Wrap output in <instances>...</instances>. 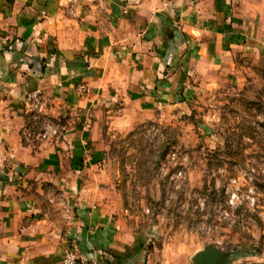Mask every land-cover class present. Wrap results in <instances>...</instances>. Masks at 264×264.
Listing matches in <instances>:
<instances>
[{
	"label": "crops",
	"instance_id": "0c3cea01",
	"mask_svg": "<svg viewBox=\"0 0 264 264\" xmlns=\"http://www.w3.org/2000/svg\"><path fill=\"white\" fill-rule=\"evenodd\" d=\"M263 47L264 0H0V264H173L97 159L102 121L203 100ZM40 106L55 143L29 137Z\"/></svg>",
	"mask_w": 264,
	"mask_h": 264
},
{
	"label": "rangeland",
	"instance_id": "374dc122",
	"mask_svg": "<svg viewBox=\"0 0 264 264\" xmlns=\"http://www.w3.org/2000/svg\"><path fill=\"white\" fill-rule=\"evenodd\" d=\"M237 67L221 88L184 108H159L155 118L121 129L102 121L97 159L130 219L165 244L173 264H195L202 252L217 264H264V47L239 53ZM60 138L63 130L46 141ZM62 154L68 158L67 147ZM61 203L54 214L64 230L72 209Z\"/></svg>",
	"mask_w": 264,
	"mask_h": 264
},
{
	"label": "built area",
	"instance_id": "2783aa9c",
	"mask_svg": "<svg viewBox=\"0 0 264 264\" xmlns=\"http://www.w3.org/2000/svg\"><path fill=\"white\" fill-rule=\"evenodd\" d=\"M68 5H69V9L73 12L74 9H75V5L80 3V2H83V1H95V0H66ZM35 97L37 99H39V96L38 95H35ZM38 109V115H37V118H38V121H40V119L42 118H46L44 116V114H42V108L41 106L40 107H37ZM46 121L47 123H43L41 124V127L38 131L34 132V133H30L29 135L30 136H36L38 139L40 140H49L53 135L57 134L60 132V128L58 126L57 123H53V122H48V118H46ZM176 156V153H173V157ZM181 174V172H180ZM236 193L234 192L232 194V199H235L236 198ZM78 263V255H77V252L75 250H68L65 255L63 256V259H62V264H77Z\"/></svg>",
	"mask_w": 264,
	"mask_h": 264
},
{
	"label": "water",
	"instance_id": "95a60500",
	"mask_svg": "<svg viewBox=\"0 0 264 264\" xmlns=\"http://www.w3.org/2000/svg\"><path fill=\"white\" fill-rule=\"evenodd\" d=\"M217 262L215 255L209 252H202L195 259V264H217Z\"/></svg>",
	"mask_w": 264,
	"mask_h": 264
}]
</instances>
